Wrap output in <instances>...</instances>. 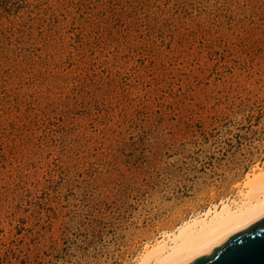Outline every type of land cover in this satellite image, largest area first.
<instances>
[{"label": "rangeland", "instance_id": "obj_1", "mask_svg": "<svg viewBox=\"0 0 264 264\" xmlns=\"http://www.w3.org/2000/svg\"><path fill=\"white\" fill-rule=\"evenodd\" d=\"M264 170V0H0V264H136Z\"/></svg>", "mask_w": 264, "mask_h": 264}, {"label": "bare ground", "instance_id": "obj_2", "mask_svg": "<svg viewBox=\"0 0 264 264\" xmlns=\"http://www.w3.org/2000/svg\"><path fill=\"white\" fill-rule=\"evenodd\" d=\"M264 219V170L248 174L240 198L223 200L146 248L136 264H192Z\"/></svg>", "mask_w": 264, "mask_h": 264}, {"label": "water", "instance_id": "obj_3", "mask_svg": "<svg viewBox=\"0 0 264 264\" xmlns=\"http://www.w3.org/2000/svg\"><path fill=\"white\" fill-rule=\"evenodd\" d=\"M192 264H264V219L234 234Z\"/></svg>", "mask_w": 264, "mask_h": 264}]
</instances>
